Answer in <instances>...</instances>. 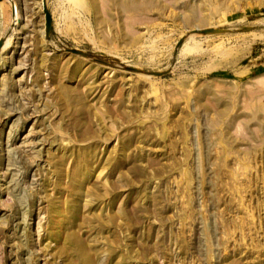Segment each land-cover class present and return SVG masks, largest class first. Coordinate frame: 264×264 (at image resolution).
Instances as JSON below:
<instances>
[{
	"label": "rangeland",
	"instance_id": "374dc122",
	"mask_svg": "<svg viewBox=\"0 0 264 264\" xmlns=\"http://www.w3.org/2000/svg\"><path fill=\"white\" fill-rule=\"evenodd\" d=\"M4 38L0 264H264V0H0Z\"/></svg>",
	"mask_w": 264,
	"mask_h": 264
},
{
	"label": "water",
	"instance_id": "95a60500",
	"mask_svg": "<svg viewBox=\"0 0 264 264\" xmlns=\"http://www.w3.org/2000/svg\"><path fill=\"white\" fill-rule=\"evenodd\" d=\"M44 13H45V16H46V27H47V30H48V33L50 34L52 31H53V20H52V15L51 13L49 12V10L46 8L45 4H44ZM244 30L248 29V28H243ZM201 33L203 34H215V33H223V32H226L227 29H223V28H211V29H202V30H199ZM6 38L4 39H0V49L1 47L3 46L4 42H5ZM182 40L180 41L179 44H181ZM69 50L73 53H76V54H81V55H86V52L83 51V50H79V49H76V48H69ZM133 70L135 71H140V72H146L144 71L143 69H140V68H136V67H131ZM169 72V70H165V71H148L149 74L151 75H156V76H162V75H165Z\"/></svg>",
	"mask_w": 264,
	"mask_h": 264
},
{
	"label": "bare ground",
	"instance_id": "6f19581e",
	"mask_svg": "<svg viewBox=\"0 0 264 264\" xmlns=\"http://www.w3.org/2000/svg\"><path fill=\"white\" fill-rule=\"evenodd\" d=\"M15 11V10H14ZM16 11H17V8H16ZM204 19V18H203ZM138 72H140V71H138Z\"/></svg>",
	"mask_w": 264,
	"mask_h": 264
}]
</instances>
